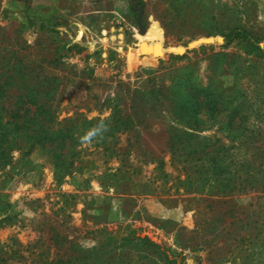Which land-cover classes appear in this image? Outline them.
Returning a JSON list of instances; mask_svg holds the SVG:
<instances>
[{
	"label": "rangeland",
	"instance_id": "rangeland-1",
	"mask_svg": "<svg viewBox=\"0 0 264 264\" xmlns=\"http://www.w3.org/2000/svg\"><path fill=\"white\" fill-rule=\"evenodd\" d=\"M236 27L264 50V0H0L5 105L34 88L54 129L72 122L79 135L105 115L110 126L77 146L82 169L60 181L42 149L0 167V221L14 217L0 244L27 257L12 264H58L132 231L184 264H264V192L227 194L212 163L176 157L170 143L183 76L247 97L264 140V54L225 47L220 33ZM127 116L133 128L114 132ZM201 118L214 124L201 138L229 145L224 115Z\"/></svg>",
	"mask_w": 264,
	"mask_h": 264
},
{
	"label": "trees",
	"instance_id": "trees-1",
	"mask_svg": "<svg viewBox=\"0 0 264 264\" xmlns=\"http://www.w3.org/2000/svg\"><path fill=\"white\" fill-rule=\"evenodd\" d=\"M220 34L224 38L225 47L238 43L248 55L264 54L260 40L245 28H229ZM212 35L208 34V37ZM180 52L182 53V50ZM183 78V91L179 93L181 100L176 103L174 111L177 126L172 127L170 135L174 156H187L204 160L203 163H212L215 176L223 179L219 184L223 187L221 190H226L227 194L241 195L257 189L264 192V140L260 134L251 130L249 125L248 120L253 111L250 112L252 105L247 97L242 100L239 99L241 96L232 98L219 93L211 85L202 88L192 80L185 79V76ZM6 97V90L0 87V167L9 164L15 152L28 156L37 149H42L49 153L51 164L57 170L58 181L82 169L75 166L80 154L76 152V148L81 144L80 137L86 131L78 135L77 126L72 122L54 129L50 121V108L40 100L34 88H28L27 93L18 98L15 109L5 105ZM201 115L208 116L209 120L220 115L226 117L227 122L220 131L227 134L229 145L220 139L211 142L210 138L200 137L206 127L214 126L202 119ZM43 116L47 117L42 119ZM95 124L85 123L89 128ZM113 125L111 128L114 132L126 133L133 128V121L128 116L116 118ZM242 152L244 157H240ZM156 169L160 170L159 167ZM223 173L228 176L221 178ZM13 218L8 216L2 219L0 229H4V223L11 224ZM14 242L17 243V240ZM17 245L20 247L18 243ZM130 249L137 251V263L142 261V264H184L183 258L179 261L180 254L171 249H163L147 236L137 237L135 231L121 239L110 238L101 248L85 249L79 255H66L67 258L64 255L57 263L136 264L130 255ZM43 254L38 256L42 257ZM16 261H27L21 249L5 250V245L0 244V264H12Z\"/></svg>",
	"mask_w": 264,
	"mask_h": 264
},
{
	"label": "clouds",
	"instance_id": "clouds-1",
	"mask_svg": "<svg viewBox=\"0 0 264 264\" xmlns=\"http://www.w3.org/2000/svg\"><path fill=\"white\" fill-rule=\"evenodd\" d=\"M107 115L101 117L100 120L90 129H88L81 137L80 142L82 144H91L94 140L102 139L108 131L110 126L106 123Z\"/></svg>",
	"mask_w": 264,
	"mask_h": 264
}]
</instances>
